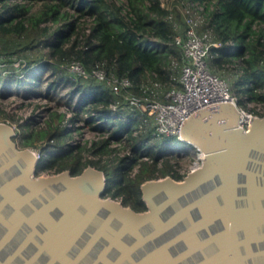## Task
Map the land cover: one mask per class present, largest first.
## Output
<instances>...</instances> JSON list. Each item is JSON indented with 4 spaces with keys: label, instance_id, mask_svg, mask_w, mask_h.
I'll list each match as a JSON object with an SVG mask.
<instances>
[{
    "label": "trees",
    "instance_id": "obj_1",
    "mask_svg": "<svg viewBox=\"0 0 264 264\" xmlns=\"http://www.w3.org/2000/svg\"><path fill=\"white\" fill-rule=\"evenodd\" d=\"M198 1L204 2L205 26L221 41V46L210 49L207 62L211 71L237 73V87L245 79L246 93L237 102L241 106L257 102L263 115L264 0ZM179 2L0 0V63H6L0 64V87H28L54 96L68 88L63 100L57 101L71 116L66 110L48 109L45 128L27 130L26 123L19 124L24 127L20 146L40 152L38 172L69 169L77 174L89 164L96 166L107 179L104 195L120 197L136 209L144 206L142 182L167 174L182 176L172 167L166 149L186 144L177 137L155 136L124 98L127 92L141 93L139 85L149 81L159 82L161 90L180 86L184 55L175 36L183 33L185 21ZM73 59L90 73L99 66L107 76H126L132 87L116 94L92 74L72 73L69 63ZM15 61L17 66L11 65ZM112 103L117 104L115 109L110 107ZM0 115H4L1 110ZM68 121L74 130L81 127L76 124L81 121L92 130L108 133L84 147L66 139ZM124 136L135 153L119 154L116 147L108 146L110 138L120 142ZM82 150L89 154L83 156ZM111 151H115L113 155L105 156ZM136 155L145 158L136 160Z\"/></svg>",
    "mask_w": 264,
    "mask_h": 264
},
{
    "label": "water",
    "instance_id": "obj_2",
    "mask_svg": "<svg viewBox=\"0 0 264 264\" xmlns=\"http://www.w3.org/2000/svg\"><path fill=\"white\" fill-rule=\"evenodd\" d=\"M239 118L222 101L191 112L181 140L203 158L142 182L143 211L104 197L96 166L35 175L40 157L0 121V264H264V114Z\"/></svg>",
    "mask_w": 264,
    "mask_h": 264
},
{
    "label": "built area",
    "instance_id": "obj_3",
    "mask_svg": "<svg viewBox=\"0 0 264 264\" xmlns=\"http://www.w3.org/2000/svg\"><path fill=\"white\" fill-rule=\"evenodd\" d=\"M184 3L185 28L183 33L175 36V42L181 47L184 55L179 74L180 86L161 90L160 83L157 81L141 83L139 85L141 93L124 94L127 106L142 117L145 125L153 117L155 119L153 134L158 137L177 136L181 139V124L191 112L221 101L238 107L240 112L238 124L247 129L252 118L261 115L262 107L259 103L252 101H248L245 106H239L237 97L230 91L225 77L211 71L207 58L210 49L221 46V41L216 38L210 27L205 26L207 18L201 12L204 8L202 2L184 0ZM69 70L82 76L92 74L97 80L105 81L116 94L123 93V90L132 87V81L128 77L107 76L105 70L99 66L92 68L90 73L76 59L70 61ZM116 106V103L110 105L112 109ZM12 126L16 131L17 126ZM29 147L37 153L38 157L40 156L36 148ZM202 158L203 153L200 151L188 167V171L196 167Z\"/></svg>",
    "mask_w": 264,
    "mask_h": 264
},
{
    "label": "rangeland",
    "instance_id": "obj_4",
    "mask_svg": "<svg viewBox=\"0 0 264 264\" xmlns=\"http://www.w3.org/2000/svg\"><path fill=\"white\" fill-rule=\"evenodd\" d=\"M177 0H162V3L167 2L169 5H171L172 2H176ZM198 1V0H194ZM202 4L204 5V2L202 1ZM179 5L184 8L182 9L185 13V3L184 1L180 0ZM212 8V5H210ZM206 16V11H201ZM184 16V14H183ZM1 65H5V62L0 63ZM18 61L12 62L11 65L17 66ZM225 79L227 80L230 91L234 94V91L236 94H234L237 98H241L245 93V82L246 80L243 79L244 85H241V87H237L235 82L238 80V74L237 73H231V70H228V72H221ZM23 87H16V86H10V85H4L0 87V110L3 112L4 115H0V121L1 122H7L9 124L17 126V136L16 140L17 143L20 145V139L19 135H21V132L23 131L24 127L19 124H25L26 123V129L27 130H38L40 128H45V120L48 117V109H58V110H66L67 116H71V111L66 109V106L62 103L58 102L57 99H62V95H64L65 91L68 90V88H64L61 90L60 94L57 96L54 95H46V91H38V89H27ZM60 96V97H59ZM77 99V98H76ZM241 106L240 104H238ZM247 106V105H246ZM115 116V115H114ZM119 118V117H117ZM125 118V117H124ZM123 118V119H124ZM102 121V120H100ZM144 123V122H143ZM76 124H81V127L78 130H74V125L70 123V121L67 122V130H69V134L66 132V139L70 141L71 143H79L83 144L85 146H89L94 140L102 138L103 136H106L108 132L106 131H95L90 128L86 124H83L81 121H79ZM136 121L132 120V125H136ZM145 124V123H144ZM144 126V125H143ZM142 126V127H143ZM147 127L152 130V132L155 131V119L152 117L149 120V123L147 124ZM134 134L137 133V130L133 131ZM171 137H177V136H171ZM178 138V137H177ZM182 141V140H181ZM128 144L122 147V144ZM186 145H180L175 147L167 148L166 150L169 151L168 156H170V162L173 164L175 170L179 173L182 172L183 175L186 174V171H188V167L192 162L195 160L197 154H199L200 151H198L195 147L187 144L186 142H182ZM120 144V145H119ZM108 146L116 147V151L119 154H125V153H131L136 152L135 149H133L128 141H126V137L124 136L121 138L120 142L116 139H111L108 143ZM145 150V148L143 149ZM115 151H111L110 153L106 154L105 156L110 157L114 154ZM83 153V156L86 154H89L87 151L82 150L81 154ZM140 158H145L143 155H136V160ZM157 165H160L158 162ZM137 168V163L135 162L132 166V169L135 170ZM185 170V172H184ZM48 173V172H47Z\"/></svg>",
    "mask_w": 264,
    "mask_h": 264
},
{
    "label": "flooded vegetation",
    "instance_id": "obj_5",
    "mask_svg": "<svg viewBox=\"0 0 264 264\" xmlns=\"http://www.w3.org/2000/svg\"><path fill=\"white\" fill-rule=\"evenodd\" d=\"M20 146V145H19ZM21 147V146H20ZM38 150V149H37ZM174 167V166H173ZM175 168V167H174ZM48 172V173H47ZM50 173H54L53 171H39L38 172V169H37V167H36V173H35V175H38V174H50ZM180 174H182V172L180 173ZM167 175H170V174H167ZM166 176V175H165ZM172 176V175H171ZM184 175L182 174V176L180 177V178H175V179H181L182 177H183ZM161 177H163V176H161ZM173 177V176H172ZM157 178H159V177H157ZM152 179V178H151ZM141 189V188H140ZM105 192V191H104ZM103 196L104 197H106V196H110V195H104V193H103ZM110 197H112V196H110ZM141 200H142V202H143V204H144V206H143V208H141V209H136V208H134L133 206H131L130 204H126V203H124L123 201H122V199L120 198V197H112V198H115V199H117V200H119L123 205H125V206H129V207H131V208H133L134 210H136V211H143V210H146L147 209V207H146V204H145V202L143 201V199H142V192H141Z\"/></svg>",
    "mask_w": 264,
    "mask_h": 264
},
{
    "label": "bare ground",
    "instance_id": "obj_6",
    "mask_svg": "<svg viewBox=\"0 0 264 264\" xmlns=\"http://www.w3.org/2000/svg\"><path fill=\"white\" fill-rule=\"evenodd\" d=\"M203 153V152H202Z\"/></svg>",
    "mask_w": 264,
    "mask_h": 264
}]
</instances>
